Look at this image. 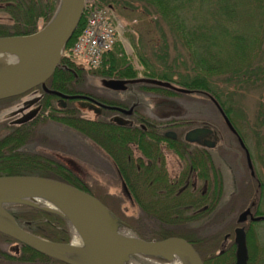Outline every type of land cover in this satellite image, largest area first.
<instances>
[{
    "label": "trees",
    "instance_id": "1",
    "mask_svg": "<svg viewBox=\"0 0 264 264\" xmlns=\"http://www.w3.org/2000/svg\"><path fill=\"white\" fill-rule=\"evenodd\" d=\"M125 1L126 4L129 3V0ZM138 1L153 5L156 13L190 50L194 59L193 69L196 71L193 78L190 79L188 75L179 73V78L174 79L177 71L173 64L167 63L168 61L161 66L150 63L148 58L146 59L145 55L137 50L136 43L132 42L144 68L142 77H138V71L129 62L121 46H117L104 55L100 67L88 70L62 55L52 75L46 80V87L68 96H90L102 104L123 107H128L134 101H140L147 106L151 102L148 101L151 96L166 99L172 96H187L185 93L183 95L177 92L176 87L200 89L204 90L209 98L213 97L233 120L230 109L213 90L210 78L214 75H226L228 81L234 77L243 79L252 71L255 73V79L264 81V63L260 65L258 61L257 66L250 65L254 56L257 58L256 61L261 59L263 43L260 36L245 37L234 30V20L239 14V0ZM258 1L247 0L253 4L255 11L258 8ZM118 2V0H92L91 5L110 8L113 11ZM58 4L59 0H0V10L5 11L11 20V23H0V36L26 35L38 31L51 20ZM86 22L87 14L83 12L64 48L82 32ZM224 38L228 39L225 57L220 49ZM164 48V54L168 53L167 45ZM161 56L165 57L166 54ZM87 73L103 79L114 76L126 79L127 83L131 84L132 91L128 93L121 91V99L106 98L86 86ZM30 91L40 93V109L28 122L21 124H13L11 120L7 122L8 132L0 137V176L36 175L75 186L94 195L107 207L110 214L118 219L119 232L127 228L134 236L149 241L181 237L194 247L203 264H234L236 246L233 228L242 225L246 233L248 264H264V246L259 250V246L253 241V226L259 221L239 224L234 217L229 226L209 234L202 233L208 223L222 221L223 214L233 208L235 200L234 196H231L226 204H221L223 184L219 169L215 166L211 155H203L194 150L193 154L188 156L189 162L182 171L181 178L176 185H173L163 168L164 164L157 159L158 155L161 157L159 148L153 143L157 134L147 135L152 140H149L144 147L143 131L135 126L129 128L114 123L109 118L112 113L109 109H105L97 119H86L74 105V101L79 100V97L65 99L66 106L63 107L58 96L45 92L41 85L28 92ZM24 94L1 99L0 110L10 106ZM208 101L213 103L210 99ZM47 121H54L74 130L108 157L131 200L140 210L137 216L124 215L120 208L121 197L115 194L105 192L103 198H99L81 176L58 157V153L65 149L54 137L41 129V125ZM159 138L164 139L162 136ZM165 140L171 143L178 156L185 158L180 147L175 145L176 141ZM133 146L150 160L145 163L136 155ZM190 173L200 180L208 181L204 190L179 191ZM261 193L260 191L257 195L248 196L239 210L250 209L252 214L257 216L264 214L256 209ZM3 208L14 217L19 227L33 235L54 242L72 241L71 224L56 213L20 203H4ZM202 218H205L202 225L189 224ZM145 219L156 227H146L148 222ZM0 241L18 245V250L14 253L1 245L4 242H0V264H65L1 232ZM141 258L139 255L131 256L130 262L141 260L144 263ZM152 258L164 261L162 257Z\"/></svg>",
    "mask_w": 264,
    "mask_h": 264
},
{
    "label": "rangeland",
    "instance_id": "2",
    "mask_svg": "<svg viewBox=\"0 0 264 264\" xmlns=\"http://www.w3.org/2000/svg\"><path fill=\"white\" fill-rule=\"evenodd\" d=\"M118 1L119 2L115 4L113 10L114 15L119 22L117 42L113 49L117 46H121L129 62L138 71V77L143 75L144 68L138 59L137 50L142 52L146 59L148 58L147 60L155 65L161 66V64L166 63L167 61V63L173 64L175 71H177L175 72L176 74H174V79L179 78V73L188 75L190 79L193 78L196 71L193 69L194 59L190 54V50L182 44L179 36L171 31L164 20H162V18L156 13L154 6L138 0H129L128 4L125 3V0ZM91 2L92 0H84L83 12H85L87 16L89 9L93 7L91 6ZM238 5L239 14L234 20V30L245 37L252 36L253 38L255 35L260 36L261 42L263 43L261 45V59L256 61L257 58L252 56L253 58L250 61V65L252 64L251 67H255L257 66L256 63H258V61V64L262 65V63H264V0L258 1L257 11H255L253 4L247 2V0H239ZM190 17L191 16H189V18ZM0 23H11L9 15L3 10H0ZM132 42L136 43L137 50ZM166 45L168 53H165L166 56L162 57L161 55H165L163 50ZM227 48L228 39L224 38L222 41V47L220 48L224 52L222 53L223 57L226 56ZM249 52L250 51H248V53ZM258 53L260 52L258 51ZM74 62L83 69H91L80 61ZM86 75V86L88 88L94 89L95 92L106 98L114 100L122 98V90L115 91L114 89L107 87L103 81L105 79L120 78L114 76L103 79L102 77L92 75L91 73H87ZM228 79L229 78L226 75H214L210 78V83L213 90L218 93L219 98L224 102L225 106L230 109V115L236 123H234V125L238 128L245 145L251 152L252 163L257 177L260 179L261 183L264 184V81L255 79V73L252 71L246 74L243 79L239 77L231 78L229 81ZM179 93H183L184 95V92ZM35 94H38V91H30L23 96H20L17 100L12 102L10 106L0 110V137L8 132L6 124L12 119L10 117V112L21 107L25 101L33 97ZM185 94H187V96H172V98H170L171 102L159 104V106L157 105V108L155 106L157 100L150 99L148 101L151 102L148 104H151L155 111L149 110L145 112V114L146 117L159 121L160 124L163 123V120H166V118L169 117L192 121L193 123L190 125L200 124V122L204 121L216 129L223 137L222 142L214 149H211V157L213 158L215 166L219 169L220 162L218 160V154L222 152L223 146L227 148L225 150L227 153L225 154L228 158V162H233L232 167L236 172L238 192L236 195H233L235 198L234 205L232 206L233 208L229 209L228 213L223 214V220L216 223H208L204 229L205 231L202 233L209 234L216 230L223 229L224 226H229L232 223V219L235 217L236 220L238 215L242 212V210L240 211L239 209L243 203L245 204V199L248 198V196H253V194L257 195L260 191L262 192L261 198L258 200L259 202L256 209L264 213V185L263 190L256 191L255 186L250 184V173L246 166L244 152L236 140L230 135L227 128L228 124L226 125L224 123L219 114L221 111L218 109L215 101L210 97V100L213 103L205 100L203 103L201 97H190L188 93ZM74 105L79 109L82 117L92 120L97 119L99 112V107L97 105L84 100H75ZM219 106L221 107V105ZM221 109L223 110L222 107ZM223 112L227 117L224 110ZM41 129L48 135L54 137L61 146H64L65 151L60 154L58 153V157L80 175L99 198H103L105 192L115 194L118 197H121L120 199L122 201L120 202V208L124 215L137 216L139 214L140 210L131 200L123 181H121L116 173L115 166L101 150L74 130L54 121L45 122L41 125ZM178 157L170 155L166 159L167 168L174 177H177L179 171L184 169L187 162H189L188 157ZM223 174L225 175V184L224 189L222 187L221 204L224 205L230 200L231 196L229 194L233 192L235 187L232 182L234 180V174L232 171L230 169H223ZM219 175L222 181L220 170ZM192 178L194 180L196 179V190L199 191L205 187L206 180H200L196 176ZM144 196L146 195L144 194ZM37 203L46 206L44 200H37ZM205 218L198 221H192L189 224L195 226L202 225ZM145 220L148 222L146 223V227H156L152 222L147 219ZM235 228L236 226L233 229ZM253 229V241L259 246V250H261V246H264V220L255 222ZM121 233L128 236L134 235L133 232L127 228L123 229ZM72 240L77 243L74 233ZM0 242H4L1 245L10 252L15 253L18 250V245L16 243L6 241ZM141 257L144 263H142L141 260H132L129 264H186L177 257L170 262L144 256Z\"/></svg>",
    "mask_w": 264,
    "mask_h": 264
},
{
    "label": "water",
    "instance_id": "3",
    "mask_svg": "<svg viewBox=\"0 0 264 264\" xmlns=\"http://www.w3.org/2000/svg\"><path fill=\"white\" fill-rule=\"evenodd\" d=\"M83 9L84 0H59L53 17L43 28L32 34L0 36V52L16 57L14 67L0 75V100L21 95L38 85H41L45 92L57 95L63 107L66 106L64 100L68 98L79 97V99L93 100L87 96H68L49 90L45 85L59 63L62 49L73 34ZM125 82L128 80L116 78L104 80V84L114 90H124ZM175 90L191 92L183 87H176ZM211 98L215 101L226 123L232 128L217 101ZM36 101L38 98L30 103L33 104ZM28 104L29 102L25 106ZM39 109L40 106L35 107L12 123L28 122ZM117 109L125 112L122 108ZM115 120H118L117 117ZM118 122L122 124V119L119 118ZM203 132H212V130L207 127L195 128L187 132L186 140L193 142L192 136ZM240 142L244 147L243 142L241 140ZM247 158L252 167L248 152ZM37 200H44L46 206L39 205ZM4 203L26 204L66 218L72 226L73 233L78 235L81 242L79 244L74 240L69 243L54 242L23 230L15 222L14 217L3 208ZM51 205L56 208L50 207ZM0 213L11 221L8 223L0 220L1 233L65 264H129L130 257L138 255L162 257L167 262L177 257L186 264H203L194 247L181 237L149 241L134 235L122 234L118 231V219L110 214L97 197L52 178L36 175H1ZM249 215L252 221L264 220V216H253L249 209H245L238 215L237 222L244 223ZM234 243L236 246L234 264H248L246 233L243 226H237L234 229Z\"/></svg>",
    "mask_w": 264,
    "mask_h": 264
},
{
    "label": "flooded vegetation",
    "instance_id": "4",
    "mask_svg": "<svg viewBox=\"0 0 264 264\" xmlns=\"http://www.w3.org/2000/svg\"><path fill=\"white\" fill-rule=\"evenodd\" d=\"M124 85H125V89L122 90V92L124 91V92L128 93V92L132 91L131 90L132 89L131 84H128L127 82H125ZM39 95H40V93L38 92V94H35L33 97H31L30 99L25 101L21 107H18L16 110L11 111L10 112V117L12 118V119H10L11 122L14 121L15 119L21 117L23 114L29 112L30 110L34 109L35 107L40 106L39 105V101H40ZM188 95H190V97H194V96L201 97L203 103H204V100L208 101V99H210L209 95H207L204 90H200V89H192V92L188 93ZM87 97L92 98L93 100H89V99H79V100L89 101L90 103L97 105L99 107L98 117L104 113L105 109H109L112 111L109 118L114 123L119 124L118 121L120 118V119H122V124L120 123L119 125L127 126L129 128L135 126V127H138V129H141L143 131V134H142L143 141L142 142H143L144 147H146V144L149 143V140H152L147 135H151L153 133L157 134V138L153 139V143L155 144L156 147L159 148V151L161 154V157H159V155H158L157 159H158V162L164 164L163 168H164L165 172L167 173V175L169 176L170 180L173 182V185H176V183L179 181V178H181V173L184 169L179 171L177 177H174V175H172L170 173V171L168 170L167 165H166V159L170 155H175L176 157H178V154H177L176 150L172 147L171 143H169V141L165 140V139L176 141L175 145L180 147V151L184 154L185 157L192 155L194 150L198 153L203 154V155L204 154L205 155H211V149H214L218 144H220L222 142V139H223V137L219 134V132L216 129H214L212 126H210L208 123H205L204 121L200 122V124L190 125L193 123L192 121L182 120L180 118L174 119L172 117H169V118H166V120H163V123L160 124L159 121L149 119L148 117H146L145 112H147L149 110L155 111V109L153 108V106L151 104H147V106H144L143 104H141L140 101H136V102L134 101L131 104H129L128 107L117 106V105H106V104H103L105 106H102L101 105L102 103L98 102L93 97H90V96H87ZM36 98H38V101L31 104L30 102ZM149 98L151 100L152 99L157 100V102H155L156 108H157V105L159 106V104L171 102L170 99L160 98L157 96H151ZM27 102H29V104H28V106H25ZM60 103H62V102H60ZM107 106L122 108L125 110V112H122V111L118 110L117 108H109ZM203 106H204V104H203ZM14 112H16V113L14 115H11ZM219 114L221 115L224 123L227 125L226 120L223 117V115L220 112H219ZM115 117H117L118 120H115ZM227 117H228V115H227ZM228 119H229V122L231 123V125L233 126V128H231L229 125H227L228 131L230 132V135L232 136V138H234L236 140V142L238 143V145L240 146V148L244 152L246 166H247L249 173H250L249 174L250 180H251L250 184L252 186H255L256 191H258L260 188H263L264 184L261 183L260 179L257 177L256 171H255V169L253 167V163H252L251 152L249 151V149L245 145L238 128L234 125V121L231 120L229 117H228ZM206 127L210 128L212 130V132H203L201 134H197V135L192 136V138L194 137L193 142L186 140V134L190 130H193L195 128H206ZM160 136H162L164 139L159 138ZM240 139L243 141V143L245 145L244 147L242 146ZM210 145H212V146H210ZM133 147H134V151H135L136 155L141 157L145 163L150 160L143 154V152H139L136 150L135 146H133ZM226 149L227 148L225 146H223L222 152H220L218 154V160L220 162L219 170H220L221 176H222L223 189H224V184H225V175L223 174V169L224 170L230 169L232 171V173L234 174V180L232 182H233V186L236 189L234 188L233 192H231L229 194L230 196H233V195H236L238 192V184H237V180H236V172L232 167L233 162L232 161H231V163L228 162V158L225 154V153H227L225 151ZM247 152L249 154L252 167H250V165H249L248 158H247ZM180 160H181V158H180ZM192 177H194V176L191 173L189 175H187L186 179L184 180V184L180 186L179 191H184L185 189H187V191L188 190L189 191H197L196 190V179L194 180ZM206 186H207V181H205V187L203 188V190L206 188ZM179 191H177V192H179ZM250 214L252 215L251 210H250ZM253 216H257V215H253ZM261 216H264V215H261ZM250 217L251 216L249 215L247 217L246 221H252ZM238 226H241V225H238Z\"/></svg>",
    "mask_w": 264,
    "mask_h": 264
},
{
    "label": "built area",
    "instance_id": "5",
    "mask_svg": "<svg viewBox=\"0 0 264 264\" xmlns=\"http://www.w3.org/2000/svg\"><path fill=\"white\" fill-rule=\"evenodd\" d=\"M118 26L119 22L110 8L93 6L88 11L85 28L70 46L62 49L61 55L80 61L89 68L99 67L104 55L117 42Z\"/></svg>",
    "mask_w": 264,
    "mask_h": 264
},
{
    "label": "bare ground",
    "instance_id": "6",
    "mask_svg": "<svg viewBox=\"0 0 264 264\" xmlns=\"http://www.w3.org/2000/svg\"><path fill=\"white\" fill-rule=\"evenodd\" d=\"M15 63H16V57L15 56H13L11 54L0 52V75L5 74L6 72L10 71L14 67ZM50 207L56 208L54 205H51ZM0 220L11 223L10 219L2 213H0ZM75 237L77 239V244H79L81 241H80L78 235L75 234ZM79 256H81V255H79ZM76 258L79 259V257H76Z\"/></svg>",
    "mask_w": 264,
    "mask_h": 264
}]
</instances>
